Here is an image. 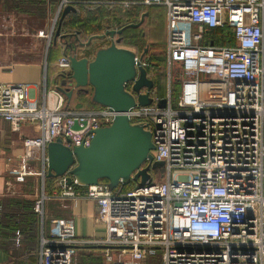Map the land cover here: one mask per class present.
Listing matches in <instances>:
<instances>
[{
	"label": "built area",
	"instance_id": "1",
	"mask_svg": "<svg viewBox=\"0 0 264 264\" xmlns=\"http://www.w3.org/2000/svg\"><path fill=\"white\" fill-rule=\"evenodd\" d=\"M67 4L62 1L55 19ZM96 4L165 8V97L142 89L151 104L136 102L126 113L100 106L70 108L56 90L70 74L66 44L54 85L47 89L43 84L44 100L53 94V104H36L28 84H0V120L14 133L26 124L36 132L22 139V153L8 171L19 185L28 178L40 181V195L34 201L40 219L37 264H76L78 248L86 245L98 248L106 264L140 263L158 255L161 264H264V0ZM222 29L228 35H209ZM53 32L51 26L49 34L40 31L37 37L49 42ZM223 39L228 46L221 45ZM109 40L114 42L115 36ZM175 65L180 73L173 103ZM135 67H148L136 53ZM133 85L128 83L125 91L136 101ZM118 115L150 133L153 162L164 164L163 173L151 176L148 186L128 189L129 181H120L112 190L104 182L82 186L72 180L66 185L65 177L58 178L46 195L47 145L60 140L70 149L88 147L93 131L110 126ZM48 200L95 203L104 237L78 238L74 221L67 218L52 219L46 234ZM21 239L16 232L14 244L19 246Z\"/></svg>",
	"mask_w": 264,
	"mask_h": 264
},
{
	"label": "water",
	"instance_id": "2",
	"mask_svg": "<svg viewBox=\"0 0 264 264\" xmlns=\"http://www.w3.org/2000/svg\"><path fill=\"white\" fill-rule=\"evenodd\" d=\"M61 10L52 45H56L57 39H73L72 42L66 43L71 53L69 78L63 79L60 87L56 89L65 97L66 105L79 96H88L92 104L111 108L118 113L128 112L136 102L140 106L150 105L151 99L140 91H150L153 83L147 78L145 69L135 67V53L118 47L119 41L99 49L92 61L87 58L78 59L75 55L76 45L89 46L95 39L102 40L106 36L114 37L120 34L122 29L117 32L106 31L103 35L93 36L83 43L79 41L77 33L61 34L62 21L66 14L76 12L70 6ZM141 23L142 19L129 27L137 28ZM130 82L134 84L132 91L136 95V101L125 91V86ZM164 104L165 101L162 100L159 106L163 107ZM73 129H77L76 124ZM93 134L88 147L70 149L60 140L48 144L46 179L65 177L66 185H71L72 180H75L82 186L97 185L106 180L112 190L120 181H133L139 187L148 186L152 180L150 171L163 173L164 164L153 162L151 151L154 145L150 133L142 126L130 125L125 115L116 116L110 126L96 129ZM145 163L149 164L143 168Z\"/></svg>",
	"mask_w": 264,
	"mask_h": 264
},
{
	"label": "crops",
	"instance_id": "3",
	"mask_svg": "<svg viewBox=\"0 0 264 264\" xmlns=\"http://www.w3.org/2000/svg\"><path fill=\"white\" fill-rule=\"evenodd\" d=\"M38 2L39 0H18L17 4L27 10L17 12L8 10L10 6L15 5L12 0H0V84H28L31 88V98L36 104L41 105L44 102L53 104L56 96L51 94L48 99L44 100L43 84L46 85L47 89H51L57 79L59 73L57 61L63 52L62 45H59L60 54L52 55L47 69L46 63L44 67V61L39 57V52L26 48L23 35H37L40 31L49 34L62 2L56 9L54 17L51 18L53 22L48 17L42 16L43 5H39ZM96 3V1H92L85 5L90 4L91 8ZM80 5L79 2L68 3L65 7L70 6L76 12H69L66 15L78 14ZM39 7L41 8V15L39 14ZM4 22L7 25L3 26ZM128 23L130 24V22ZM40 24L43 26L38 28L37 25ZM14 25L23 26L15 28ZM15 35L18 37L14 38ZM91 37L93 35H89L86 40H83V43H86ZM72 41L73 39L69 42ZM95 42L100 43V46L93 49ZM106 47L108 45H101V41L93 40L89 46L78 45L75 55L78 59L87 58L92 61L95 53ZM82 54L85 55L81 56ZM35 135L36 132L32 125H23L19 133H14L10 130L8 123L0 120V201L15 198L35 201L37 198L38 190H40L38 179L28 178L24 184L19 185L14 182L8 171L14 166L15 159L22 153V139ZM61 202H63L62 207L68 210L65 213L68 217L58 216L53 219H72L75 224L76 236L80 239H101L104 237V228L96 220L97 207L95 203L87 200H63ZM12 245L15 248L21 247L20 245L16 246L14 242ZM14 256L13 251L6 252L0 247V264H13ZM149 261L154 262L151 258H147L145 262Z\"/></svg>",
	"mask_w": 264,
	"mask_h": 264
},
{
	"label": "trees",
	"instance_id": "4",
	"mask_svg": "<svg viewBox=\"0 0 264 264\" xmlns=\"http://www.w3.org/2000/svg\"><path fill=\"white\" fill-rule=\"evenodd\" d=\"M8 1V0H6ZM15 5H12L8 8L9 11H17V12H25V8L20 7L17 4L18 0H12ZM62 0H39L38 4L43 5L42 8V16L50 18L58 8L59 4ZM104 1L109 0H96V2L101 3ZM11 3V2H10ZM29 5V4H28ZM95 9L94 13L90 11L84 10L82 8L79 9L78 14L75 15H66L62 21L61 25V34L63 35H70L77 33L80 35L81 38L87 33V24L98 23L102 24V22H109L112 18H119V19H127L129 20L130 24H134L138 19H142V23L137 28L129 27V23L123 27L122 32L120 34H116V38L120 40V42L124 41V38L127 36H131L133 39H145L146 35H150L149 39L151 42L156 46V48H152L149 51L143 53V56H146V62L148 63V67L146 69L147 73L150 76V80L153 83L152 92L157 95L158 97H165L166 92V54H165V41L164 44L161 40V35L164 33V16H165V8L160 5H153L148 7L142 6H131L127 9L122 7H113L108 8L102 4H96L93 6ZM41 8L39 7V14ZM40 14V15H41ZM61 14L58 16V21L60 19ZM153 16V17H152ZM143 17V18H142ZM158 17L159 24L154 23L153 18ZM122 21V20H120ZM118 20V22H120ZM146 22L150 23V30L142 31V26L145 25ZM58 23V22H57ZM129 24V25H128ZM99 25V27H100ZM43 26V24L37 25L38 28ZM94 27H98L93 25ZM57 27V26H55ZM56 29V28H55ZM54 29V31H55ZM209 35H228V31L225 29L222 30H215L212 31ZM54 37V32L52 34V41ZM79 38V37H78ZM71 39L66 40H58L56 41V45L50 46V50L47 56V69L49 61L53 54H60V46L59 43H68ZM67 45V44H66ZM221 45L228 46L229 41L227 39L221 40ZM161 52V53H160ZM145 58V57H144ZM145 60V59H144ZM174 75V74H173ZM173 78V76H172ZM171 78V80H172ZM178 80L179 76H177L176 81V95L178 94ZM58 82V81H57ZM156 89H159V93ZM171 94L173 95V89L171 85ZM88 98V96H79L74 97L75 101L79 100L82 101L81 98ZM177 97V96H176ZM72 99V100H73ZM86 102V101H84ZM83 103V102H82ZM87 105L96 106L92 104L91 101L87 103ZM149 163H145L142 167L148 166ZM156 173L150 171V175L154 176ZM161 181V180H160ZM100 182L108 183L106 180H102ZM138 185L133 182L129 181L126 185L128 189H133ZM55 188V179H45L44 182V192L46 195L52 193ZM40 228V219L38 214L34 212V201L29 199H3L0 201V247L7 251H13L14 261L13 264H37L38 259V243H39V230ZM16 232H19L22 239L20 242L19 248H15L12 245V240ZM38 232V235H37ZM97 250L99 251V255H91V254H84L86 250ZM18 250V251H17ZM83 253V254H82ZM80 259L79 262L76 264H106L103 258L101 251L94 247V246H81L78 248V257ZM77 257V258H78Z\"/></svg>",
	"mask_w": 264,
	"mask_h": 264
},
{
	"label": "rangeland",
	"instance_id": "5",
	"mask_svg": "<svg viewBox=\"0 0 264 264\" xmlns=\"http://www.w3.org/2000/svg\"><path fill=\"white\" fill-rule=\"evenodd\" d=\"M62 1H67L68 3H70V2H79V3H81V5L79 7L80 10L82 8H84V10L90 11L91 13H94V11H95V9H93V7L90 8V4L89 5H85V4H87L89 2H92V1H96V0H62ZM54 15H55V13L49 18L50 20H52V22H53V19H51V18H53ZM153 19H154L153 24L154 23L159 24L158 17L153 18ZM118 20L119 21L122 20V21L118 22ZM128 21L129 20H127V19L112 18V19L109 20V22H102L101 25L98 24V23L97 24L96 23L95 24L94 23L87 24L85 26H87V30H89V33H87L85 35V37L83 36V39H81L80 35H78V37L80 39L79 41L83 42V40H86L89 35H93V36L103 35L106 31L114 30L116 28H123L124 26L127 25ZM163 21H164V33H163V35H161V40H162V43L164 44V41H165V38H166V19H165V16H164V20ZM57 22H58V18L54 19V24L52 23V25H51V23H50V25L51 26H53V25L57 26V24H58ZM138 22H140V19H138L136 22H134V24H136ZM93 25H95V26L98 25V27H94ZM99 25H100V27H99ZM14 26H15V28L16 27L19 28V27H21L23 25H21V26L20 25H17V26L14 25ZM55 26H54V29L56 28ZM150 29H151L150 23L146 22L145 25L142 26L141 30L144 32V31H147V30H150ZM149 36L150 35H146L145 39L143 38V40H142V39H138V38L133 39L129 35V36L124 38L123 42H120V40L116 38L117 36H115V41H119V43L117 44L118 47L130 50V51L138 54L139 56H141L143 59L146 60L147 57L143 56L142 54L145 53V51L146 52L148 51V54H149V51L152 48H156V46L149 39ZM15 37H18V35H15L14 38ZM23 37H24V41L23 42L26 44V48L34 49V52H36V51L39 52L40 59L42 61H44V67H45V63H46V67H47V63H48L47 62V56H48V52L50 50V46L52 45V40L50 39V42H48L47 39L39 38V37H37V35H23ZM109 38H110L109 36H106L102 40H97V39H95V40L96 41H101V45H105V46L108 45L109 46L110 45ZM99 44L100 43L95 42L94 45H93V49H95L96 47L100 46ZM59 45H63V43H60ZM47 46H48V48H47ZM77 46L78 45H76V47ZM83 55H85V54H82L81 56H83ZM167 69H168V67H167V61H166V68H165L166 79H167ZM172 69H173V74H174V75H171V78L173 76V78L171 80V85H172V89H173V92H174V94L172 95V101H173V103H175L176 96H177L176 95V81L175 80L177 79V76H179L180 70H179L178 66H176V65L174 67H172ZM156 90L159 93V89H156ZM81 99H82V101H79V100L75 101L74 99L71 100L70 108H72L74 110H79V111L97 109L98 108L96 106L87 105V103L90 100V97H88L87 99L82 97ZM84 101H86V102H84ZM156 180L160 181V179H158V178H156ZM39 188H40V185H39ZM39 195H40V190H38V193H37V196H39ZM62 203L63 202L57 201V200H48V201L45 202V205H44L45 222H44V224H45V233L46 234L49 231L50 221L53 218H56L58 216L68 217L65 214L68 210L64 209L62 207ZM39 230H40V228H39ZM37 235H38V232H37ZM83 253L97 256V255H99L100 252L97 251V250L92 249V250H86ZM80 256H81V254L77 258V263L79 262ZM151 260H153L155 263L149 261V262H140V263H134V264H160L159 255L156 256V257L151 258Z\"/></svg>",
	"mask_w": 264,
	"mask_h": 264
}]
</instances>
